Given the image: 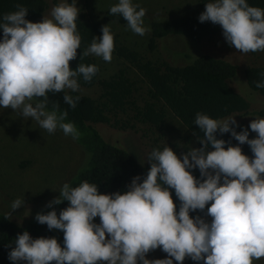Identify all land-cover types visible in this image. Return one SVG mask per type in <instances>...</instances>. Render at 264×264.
<instances>
[{"label":"clouds","instance_id":"1","mask_svg":"<svg viewBox=\"0 0 264 264\" xmlns=\"http://www.w3.org/2000/svg\"><path fill=\"white\" fill-rule=\"evenodd\" d=\"M28 11L18 4L0 19V108L31 118L49 134L59 129L79 140L77 127L66 122L68 111L61 110L58 101L51 102L49 93L63 92L64 103L75 108L81 97L71 93L81 90L78 78L90 82L99 72L95 63L70 67L82 44L77 27L80 10L75 2L61 0L50 17L39 22L27 19ZM109 14L121 16L134 34L150 31L144 24L146 10L133 0H118ZM198 19L219 25L229 46L238 52L264 51V8L251 6L248 0H208ZM114 49V34L106 24L102 36L83 49L80 60L94 56L111 62ZM256 87L264 88V79ZM236 116L218 119L197 112L194 124L203 133L197 136L202 146L182 155L169 145L154 148L147 157V174L143 179L133 177L123 192L102 193L87 180L75 187L64 183L59 190L52 188L59 191L45 206L52 210L37 213L35 220L63 232V244L58 237L33 238L25 230L15 237L14 247L7 245L8 259L14 264H183L186 258L203 264L261 261L264 118H255L237 131ZM250 131L255 138H250ZM218 132L230 133L238 143L217 138ZM245 144L251 157L243 151ZM195 169L199 177L193 174ZM173 189L180 201L178 210ZM64 201L69 205L58 213L53 206ZM24 205L22 198L13 200L6 219ZM193 212L204 215L192 216ZM157 249L167 257L149 259L148 254Z\"/></svg>","mask_w":264,"mask_h":264},{"label":"trees","instance_id":"2","mask_svg":"<svg viewBox=\"0 0 264 264\" xmlns=\"http://www.w3.org/2000/svg\"><path fill=\"white\" fill-rule=\"evenodd\" d=\"M196 2L198 8L188 15L144 18L145 26L150 28L146 42L150 53L156 50L157 42L166 36H179L194 45L217 35L222 30L219 25L199 21L198 17L205 10L208 0H196ZM248 3L251 6L264 8V0H248ZM18 4L29 9L26 18L33 22L43 15L48 6L46 0H0V19L5 13L15 11ZM109 9H106L99 19L89 12L79 13L77 27L82 37V44L78 49L77 59L70 61V67L73 69L77 68L80 62L95 63L99 67V72L92 81L86 82L82 76L78 78L81 86L97 85L100 88L98 97L93 98L78 92L71 93L73 96L81 97L76 107L72 108L64 103L63 92L49 93L51 102L58 101L61 110L68 111L66 122L74 123L81 133L79 140H73L82 153L67 183L75 187L87 180L97 184L102 193L123 192L133 177L140 175L143 179L150 168V163L147 162V158L146 161L139 160L122 144L105 139L95 127L96 124L112 123L120 129L130 128L144 132L150 130L157 133L159 137L153 139L149 154L156 147L163 148L158 140L170 119L169 115L176 118L185 128L190 136L189 140L192 139L196 147H201L197 136H203V133L194 124L197 112L220 119L235 113L247 115L250 110L249 100L247 101L245 96L230 85V80L236 77L238 71L235 63L204 52L194 54L193 57L189 55V60L183 65L169 63L160 58L152 59L133 47L126 35L123 34V37L111 29L115 42L113 53L127 64L129 70L135 71L138 78L131 76L126 67L102 77L96 57H85L81 61L80 56L94 37L102 36V26L106 25V22L127 25L121 16L110 15ZM2 38L3 30L0 29V39ZM242 73L247 86L263 96L260 108L255 110V114L264 117V88L256 87V83L264 79V76H261V73H264V66L249 65L242 70ZM237 121L240 125L237 131H242L244 127L250 125L243 120ZM193 132L197 135H193ZM255 136L256 133L250 131V138ZM217 138H222L231 144L238 143L231 138L230 133L221 136L218 132ZM242 148L250 157L253 155L247 144ZM193 174L199 177V169L193 170ZM172 194L178 210L180 201L175 197L174 189ZM68 205L69 202L64 201L53 207L59 213ZM51 210L45 207L41 212L47 213ZM197 214L204 215L200 212L191 213L192 216ZM35 216L24 224H17L6 219V215L0 212V264H14L8 259L10 248L7 245L11 243L14 247L15 237L25 230L29 231L33 238L58 237L61 245L63 244V232L49 230L47 225L37 223ZM95 222H99V217ZM183 264L195 263L186 258Z\"/></svg>","mask_w":264,"mask_h":264},{"label":"rangeland","instance_id":"3","mask_svg":"<svg viewBox=\"0 0 264 264\" xmlns=\"http://www.w3.org/2000/svg\"><path fill=\"white\" fill-rule=\"evenodd\" d=\"M46 1L47 9L34 22L41 21L44 16L50 17L51 9L61 2ZM68 2H75L80 12H89L99 19L103 12L118 3V0H68ZM133 2L139 3L146 10L144 18L178 17L188 15L198 8L196 0H133ZM106 24L114 33L126 35L133 47L152 59L160 58L169 63L183 65L189 60V55L193 57L194 54L204 52L235 63L238 71L236 77L230 80V85L245 96L247 101L249 100L250 110L247 115L235 113L231 116L237 115L236 120H243L249 124L255 118H264L255 114V110L260 108L263 96L247 86L242 73L249 65L264 66V51L248 54L238 52L229 46L221 30L217 35L194 45L179 36H166L157 42L156 50L150 53L146 47L148 32L140 36L128 29L126 24L111 21ZM96 58L101 67L102 77H107L118 69L127 68V64L114 53L111 62ZM127 70L131 76L138 78L135 71L128 68ZM78 93L96 98L100 88L97 85L81 86ZM169 118L158 140L159 144L162 147L169 145L178 155H182L191 147H196L194 141L189 140L188 132L179 121L172 115H169ZM95 127L105 139L122 144L141 161H146L153 139L158 136L150 130L144 132L130 128L120 129L112 123H98ZM81 153L79 146L70 136H65L62 130L58 129L54 134H49L46 130L40 129L31 118L24 119L19 112L0 108V212L6 215L11 210L12 201L17 198L24 199L25 205L13 213L11 220L15 223L24 224L38 211L41 212L50 200L59 196V191H53L52 188L59 190L69 181ZM207 219L210 221L211 217ZM166 257L167 254L160 249L148 254L149 259ZM194 263L203 264L202 261ZM254 264H264V258Z\"/></svg>","mask_w":264,"mask_h":264}]
</instances>
